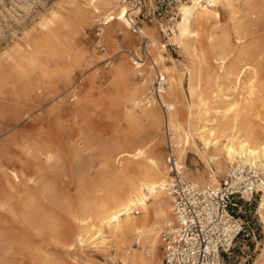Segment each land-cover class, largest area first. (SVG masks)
<instances>
[{
  "label": "rangeland",
  "instance_id": "obj_1",
  "mask_svg": "<svg viewBox=\"0 0 264 264\" xmlns=\"http://www.w3.org/2000/svg\"><path fill=\"white\" fill-rule=\"evenodd\" d=\"M131 1L140 8L132 14L133 26L123 34L114 25L101 45L104 26L96 21L92 0H0V264H121L113 258V250L91 241L79 243L77 236L84 213L104 195V182L114 178L118 152L143 146L148 157H161L164 162L172 154L170 123L164 121L159 129L150 121L129 123L120 101L131 85L142 81L130 57L150 64L138 30L152 31L165 45L167 66L184 83L175 99L181 113L192 102L186 88L195 58L186 38L174 41L180 7L192 0ZM218 13L207 29L212 41L201 44L214 61L213 71L219 65L214 60L219 51L216 43L225 40L230 61L236 60L237 66L258 55L264 81V0H224ZM50 19L55 23L44 28ZM35 42L37 49L30 46ZM123 65L125 73L115 76ZM231 91L226 94L234 99L241 88ZM73 93L80 100L79 125L74 121L78 109ZM254 102L260 111L264 109V91ZM167 111L158 107L164 120ZM76 141L78 176L72 167ZM47 149L54 153V162L39 159ZM202 155L206 149L199 142L197 151L191 150L186 158L190 177L197 169H208ZM121 160L122 166L130 165ZM226 174L224 168L219 181ZM262 193L246 206L258 241L249 240L245 248L238 243L225 264H253L259 255L264 229L257 206ZM137 245L133 240L132 247ZM159 258H163L162 241Z\"/></svg>",
  "mask_w": 264,
  "mask_h": 264
},
{
  "label": "bare ground",
  "instance_id": "obj_2",
  "mask_svg": "<svg viewBox=\"0 0 264 264\" xmlns=\"http://www.w3.org/2000/svg\"><path fill=\"white\" fill-rule=\"evenodd\" d=\"M92 1L93 12L99 17L96 21L104 26L99 33L101 45L114 25L120 26L121 33L126 34L133 26L132 14L138 13L140 9L131 0ZM223 1L192 0L180 7L181 20L177 24L178 31L174 41L180 43V40L186 38L189 41L188 48H191L195 55L191 67L188 68L189 81L186 88L192 102L182 110V113L177 110L175 103L177 93L184 87L182 78L167 66L165 45L146 28H141L138 32L139 38L145 43L150 64H145L142 58L135 60L134 56L130 57L133 61L130 63L141 75L142 81L131 85L129 92L123 95L120 101L125 107V119L129 123L140 124L142 121H150L158 129L164 121L170 123L168 128L171 131L169 141L171 153L176 158L182 176L200 188L220 184L219 176L224 168L227 173L236 165H251L259 169L262 175L256 187L258 192L263 190V193L257 206V213L264 229V109L260 111L254 102V99L264 91L260 59L257 60L258 55H251V63L241 60L237 66L236 60L230 61L226 41H219L216 43L219 45V51L214 59L219 64V71H213L211 66L214 61L209 60L206 51L201 48L205 39L212 41L213 36L208 34L207 29L211 20L219 18L218 7ZM117 2L121 4L117 5ZM53 23L55 19H50L43 26L49 29ZM30 46L37 49V42ZM136 54L141 57L139 52ZM105 55H108V52H105ZM159 72L166 80L162 95L163 102L168 107V116L165 120L158 112L159 105H138L147 96L150 84ZM124 73L125 66H119L115 76ZM239 88L241 92L236 98L231 99L227 96L226 91L232 89L238 91ZM72 96L73 105L78 109L74 121L79 125L80 100L76 93ZM219 102L226 106L219 107ZM199 142L206 149V155H202V159L208 169L204 171L197 169L190 177L186 173L188 169L186 158L191 150L197 151ZM75 152L72 167L78 176L77 141ZM38 156L45 163L55 160L54 153L49 149ZM114 159L118 163L114 167V178L104 182V195L84 213L80 220L77 240L79 243L91 241L98 248L113 250V258L118 259L121 264H162L159 258L161 234L173 222L168 188L173 177L171 168L161 157H148L143 146H133L118 152ZM121 159H126L130 165L122 166ZM133 240L138 243L136 248L132 247ZM253 264H264V238L260 253Z\"/></svg>",
  "mask_w": 264,
  "mask_h": 264
},
{
  "label": "built area",
  "instance_id": "obj_3",
  "mask_svg": "<svg viewBox=\"0 0 264 264\" xmlns=\"http://www.w3.org/2000/svg\"><path fill=\"white\" fill-rule=\"evenodd\" d=\"M165 87L159 72L138 105H159L167 111L162 99ZM167 163L173 175L168 185L173 222L161 234L162 264H225L238 243L245 248L249 240L258 241L246 206L258 194L259 169L236 165L220 184L200 188L182 176L173 154Z\"/></svg>",
  "mask_w": 264,
  "mask_h": 264
}]
</instances>
